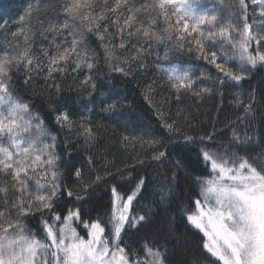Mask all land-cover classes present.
I'll use <instances>...</instances> for the list:
<instances>
[{
  "label": "trees",
  "instance_id": "1",
  "mask_svg": "<svg viewBox=\"0 0 264 264\" xmlns=\"http://www.w3.org/2000/svg\"><path fill=\"white\" fill-rule=\"evenodd\" d=\"M66 2L70 0H0V25H3L0 27V56L17 55L27 46L34 61L31 69L25 67L26 61L13 66L10 77L4 79L9 81L14 95L29 104L30 111L43 120L50 136L56 137L55 151L61 160L66 164L71 156L75 167L82 169V179L69 171L64 185L74 192H81L84 184L90 185L87 196L81 201L66 193L60 196L55 212L63 216L69 209H79L81 221L74 226L84 235L82 221L97 218L107 221L106 214L112 210L113 185L126 199L144 177L145 184L129 214L145 215L147 219L136 228L126 225L119 241L133 264L136 259H143L146 244L163 254L165 264H195V259H199L200 264H210L215 258L203 249V234L188 224L181 208L194 207L192 202L199 193L197 177L209 174L202 160V149L237 153L251 162L264 159V67L247 71L238 85L215 83L209 75L215 68L198 55L194 45L191 52L187 50L188 43L183 50L178 48L174 29H170L162 17L157 20L151 7H145L154 0H119L116 12L111 9L117 7V0H89L94 6L90 15L103 14L110 32L104 33L101 28L100 34L106 37L103 42L100 34H88L87 46L80 49L81 57L87 52V60L73 55L66 63L62 62L64 71L53 70L49 74L52 65L45 53L55 54L56 45L64 39L50 30V25L65 22ZM125 4L136 17L131 39L127 27L120 32L128 15ZM246 4L249 9L248 0ZM22 15L23 21L20 20ZM90 26L95 27V24ZM145 28L149 29V37L143 35ZM137 29L141 31L137 33ZM68 39L70 41L71 37ZM121 42L125 44L123 49L119 47ZM106 46L111 50L110 58L106 57ZM218 49L216 45L215 50ZM134 56L138 60L134 61ZM77 62L81 63V68L73 71ZM88 62L93 63L91 70ZM129 65L128 75L115 71V67H124L127 71ZM171 65L195 70L194 81L201 71L207 81L205 88L212 91L197 96L194 93L200 90L194 83L193 91L182 89L178 100L170 81L162 78L158 71L160 67ZM253 101L252 111L246 113L244 105ZM111 105L116 106L114 112L104 111ZM53 109L66 112L68 122L63 126L58 124L57 112ZM165 121L174 124L175 131L168 133L163 127ZM89 129L91 140L87 139ZM210 133L212 138L208 139ZM185 135L194 137L195 142L186 143ZM160 137H164L163 146L149 144L150 138ZM159 151H164L165 157L154 160L153 156ZM139 160L144 163L139 164ZM106 166L113 173L123 170V177L117 175L93 183L97 175H105ZM0 188L7 189L4 193L0 191L2 210L5 199H14L16 193L12 184L4 179H0ZM168 188L172 195L162 199V189ZM51 215L44 213L45 218ZM41 219L39 212H33L26 224L42 237Z\"/></svg>",
  "mask_w": 264,
  "mask_h": 264
},
{
  "label": "snow or ice",
  "instance_id": "2",
  "mask_svg": "<svg viewBox=\"0 0 264 264\" xmlns=\"http://www.w3.org/2000/svg\"><path fill=\"white\" fill-rule=\"evenodd\" d=\"M257 2L264 4V0H253V3ZM200 3L202 0H154L153 4L145 7H151L157 20L162 17L169 28L174 29L178 48L183 50L185 43H188L190 46L187 50L191 52L194 45L198 55L222 74L218 77L221 85L231 82L238 85L249 68H256L258 65L264 67V36H255L250 31L246 0H238V7H234L227 18L215 8L197 12L196 5ZM219 3L223 4L224 0H219ZM119 7L117 0V7L111 11L116 12ZM123 7L128 15L120 32L123 33L127 27L131 39V28L136 17L127 4ZM63 10L67 14L65 22L50 25V30H55L64 39L61 44L56 45L55 54L45 53L52 65L48 69L49 74L53 70L64 71L62 62L66 63L73 55L77 59L87 60V52L81 57L80 49L87 46L88 34H100L101 28L104 33L110 32L103 14L90 15L94 12V6L89 0H70L64 4ZM261 16L264 17V9L261 10ZM24 19L22 15L20 20ZM93 24L95 27L90 26ZM140 31L137 29V33ZM143 35L149 37V29H143ZM151 35L155 36V33ZM99 38L103 42L106 37L100 34ZM120 38L123 41V36ZM155 38L161 39L159 36ZM172 38L170 35L169 39ZM253 41L256 44L254 52L250 51ZM216 45L220 47L219 52L215 50ZM119 47L123 49L125 44L121 42ZM105 52L106 57L110 58L111 50L107 46ZM132 59L135 61L138 57L134 56ZM25 61V67L31 69L34 61L27 46L17 55L10 56L6 53L0 56V173L5 178L11 177L12 189L16 193L14 199H5V207L0 210V264H133L119 241L126 225L136 228L147 219L145 215L129 214L133 201L141 193L145 178L139 179L126 199L115 185L112 186V210L106 214L107 221L102 218L82 221L87 232L86 238L74 226V223L81 221L79 209H69L63 216L56 213L54 206L60 196L66 193L68 197L75 196L76 200L81 201L87 196L90 185L84 184L81 192H74L64 185L63 181L69 171L82 179V169L75 167L71 156L66 164L61 160L55 151V136H51V143L45 142L44 138L50 133L43 120L30 111L29 104L14 95L9 81L4 79L6 76L10 77L13 66L18 67ZM232 61H236V65ZM87 67L91 70L93 63L88 62ZM140 67L143 68L144 65L141 64ZM79 68L81 63L77 62L73 71ZM115 71L128 75L131 65L127 71L124 67H115ZM169 81L178 94V100L182 89L185 92L193 91L194 82L187 70L179 73L173 70L169 74ZM211 91L210 88H204L194 94L199 96ZM253 104L254 101L244 105L246 113L252 111ZM115 107L111 105L104 111L114 112ZM53 110L57 112L58 124L63 126L68 122L66 112ZM163 127L168 133L175 131L172 123L165 121ZM211 138L210 133L208 139ZM87 139H92L90 129ZM163 140L164 137L150 138L149 144L163 146ZM184 140L186 143L195 142L194 137L187 135ZM201 154L209 174L197 177L199 193L192 202L194 207H182L181 211L188 224L203 234V249L215 258L210 264H264V159L253 163L237 153L212 152L206 149H202ZM163 157L165 152L159 151L153 159L160 160ZM138 163L143 164L144 161L139 160ZM41 171L45 174L46 186L37 180L33 189L29 181ZM123 174L121 169L113 173L106 166L105 175H97L93 183L104 181L107 177H123ZM0 191L7 192V189L0 188ZM170 195L171 188L162 189V199ZM46 211L52 213L48 218L44 217ZM33 212L41 214L42 237L26 224L28 216ZM144 252L146 258L136 259L135 264H165L164 256L158 249L154 250L146 244ZM195 264H200L199 259H195Z\"/></svg>",
  "mask_w": 264,
  "mask_h": 264
},
{
  "label": "rangeland",
  "instance_id": "3",
  "mask_svg": "<svg viewBox=\"0 0 264 264\" xmlns=\"http://www.w3.org/2000/svg\"><path fill=\"white\" fill-rule=\"evenodd\" d=\"M248 3H249V11L247 12V20H248V23L250 25V31L252 32L253 35L255 36H264V17L261 16V10L264 9V4H261L259 2L257 3H253V0H248ZM234 7H238V0H224V3L223 4H220L219 3V0H202V3L200 4H197L196 5V11L199 12L201 10H204L206 8H215V9H218L220 11V13L225 17L227 18L229 12L233 11ZM240 15L242 16L243 13H240ZM242 22L240 23V28L242 30ZM205 35H207V29H205ZM219 47V45H217ZM256 48V44L255 42L253 41V43L251 44L250 46V51L254 52ZM216 51H220V47L218 50ZM233 65H236V61H232L231 62ZM208 64V63H207ZM212 68H215L213 65H211ZM257 67H262V66H257ZM254 68H249V70H252ZM173 70H175V72L179 73V72H182L184 70H187L189 72V75L191 77V79L193 80L192 76H193V73H195V70H191L189 67H186V66H181V65H171V66H164V67H160L158 69L159 71V75L162 76V78H165L166 80L169 81V74L173 72ZM218 70L215 68L213 74L212 73H209L210 77L212 78V80H214L213 82L215 83H219V79H218ZM222 76V74H219ZM194 77V76H193ZM196 79L195 81L193 80V82L197 85V89L198 90H201V89H204L205 88V85L207 81L206 78H204V76H202V73L201 71L198 72L197 76H196ZM201 78H204V81H201L200 79ZM32 132L34 133L35 132V128L32 129ZM45 142L47 143H51V136L49 135L48 137L44 138ZM43 145H41L42 147ZM253 163H258L259 160H253L252 161ZM44 173L41 171V172H37L33 177L32 179L29 181L31 187L33 189H35L36 187V181L39 180L42 184H44L46 186V181L44 180ZM0 179H4L6 180V183H10L11 184V177H7L5 178L3 173H0ZM4 193V192H3ZM75 224V223H74ZM83 232H84V235L85 238L87 236V232L86 230L84 229V227H82L81 229ZM145 252H143V259H145ZM142 259V260H143Z\"/></svg>",
  "mask_w": 264,
  "mask_h": 264
}]
</instances>
